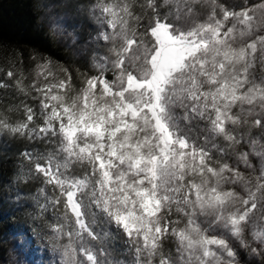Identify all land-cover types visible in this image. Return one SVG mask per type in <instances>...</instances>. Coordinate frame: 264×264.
Instances as JSON below:
<instances>
[{"label":"snow or ice","instance_id":"6c2138e0","mask_svg":"<svg viewBox=\"0 0 264 264\" xmlns=\"http://www.w3.org/2000/svg\"><path fill=\"white\" fill-rule=\"evenodd\" d=\"M91 12L103 51L78 89L47 58L28 83L14 61L0 80L38 101L0 112V136L44 145L21 155L60 264H264V0ZM15 239L27 251L35 236Z\"/></svg>","mask_w":264,"mask_h":264},{"label":"trees","instance_id":"16d2710c","mask_svg":"<svg viewBox=\"0 0 264 264\" xmlns=\"http://www.w3.org/2000/svg\"><path fill=\"white\" fill-rule=\"evenodd\" d=\"M54 1L57 0H0V69H3L0 80L11 83L5 73L12 67L10 61H14L16 68L28 77L26 83L30 82L36 61L43 58L51 60L56 68L68 69L76 87L81 85L84 75L95 74L89 61L70 49L49 24L46 12ZM67 1L78 9L93 0ZM231 2L238 4L240 0ZM21 100L25 97L14 89H0V112L12 121L21 119L22 110H16ZM25 102L38 110V101L29 97ZM36 148L43 150L44 145L0 136V264H12L16 233L30 232L42 240L50 235L47 224L54 220L51 209L43 216L38 215V189L43 186L42 180H25L33 165L21 153ZM48 192L51 194L50 187ZM43 202L40 198V203ZM108 230L115 233L114 227ZM111 243L118 250L126 247L122 238Z\"/></svg>","mask_w":264,"mask_h":264},{"label":"rangeland","instance_id":"374dc122","mask_svg":"<svg viewBox=\"0 0 264 264\" xmlns=\"http://www.w3.org/2000/svg\"><path fill=\"white\" fill-rule=\"evenodd\" d=\"M93 3H95V0L84 3L78 9H75L67 0H57L47 8L46 15L56 35L79 57L89 61L90 67L96 74V70L92 66L93 55L97 51H103V41L98 40L101 26L92 15L91 5ZM56 69L62 68L57 67ZM85 76H90V74L84 75L83 78ZM80 86L76 87L74 85V88L78 89ZM110 246L118 250L111 241ZM12 252V264H60L61 260L59 252L53 250L51 244L47 241V236L43 240L35 236L31 247L27 251L17 245L15 241ZM114 255L118 259H127V257L120 255L119 251H114Z\"/></svg>","mask_w":264,"mask_h":264}]
</instances>
